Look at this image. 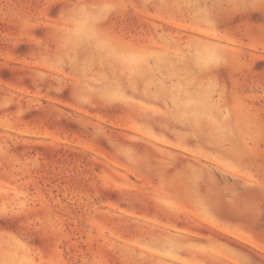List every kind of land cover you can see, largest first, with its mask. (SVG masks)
Returning a JSON list of instances; mask_svg holds the SVG:
<instances>
[{
	"label": "rangeland",
	"instance_id": "rangeland-1",
	"mask_svg": "<svg viewBox=\"0 0 264 264\" xmlns=\"http://www.w3.org/2000/svg\"><path fill=\"white\" fill-rule=\"evenodd\" d=\"M0 264H264V0H0Z\"/></svg>",
	"mask_w": 264,
	"mask_h": 264
}]
</instances>
